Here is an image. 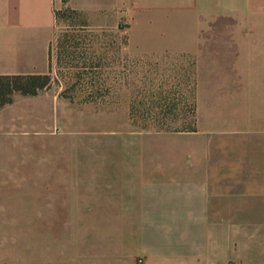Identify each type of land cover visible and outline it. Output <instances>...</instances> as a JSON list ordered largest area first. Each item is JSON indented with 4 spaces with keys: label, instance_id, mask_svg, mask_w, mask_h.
<instances>
[{
    "label": "rangeland",
    "instance_id": "rangeland-1",
    "mask_svg": "<svg viewBox=\"0 0 264 264\" xmlns=\"http://www.w3.org/2000/svg\"><path fill=\"white\" fill-rule=\"evenodd\" d=\"M92 1L51 0L47 71L0 76V92L21 88L0 104V264H206L148 263L144 234L208 249V264H264L262 106L243 127L221 100L235 70L264 86V0ZM168 166L211 167L210 182L255 168L246 197L227 199L253 219L139 221V183Z\"/></svg>",
    "mask_w": 264,
    "mask_h": 264
},
{
    "label": "crops",
    "instance_id": "crops-1",
    "mask_svg": "<svg viewBox=\"0 0 264 264\" xmlns=\"http://www.w3.org/2000/svg\"><path fill=\"white\" fill-rule=\"evenodd\" d=\"M183 2L186 6H193L197 0H183ZM158 3L170 7L172 4L175 5V0H161V2L159 0ZM95 4L96 0H93L91 9H95ZM52 27L51 0H0V76L44 74L48 69ZM263 42L260 44L264 45ZM184 44L196 45L197 42ZM232 45L254 47L257 43L249 39L247 43ZM222 52L227 53L231 50L225 49ZM256 52L261 53L262 50L242 48L235 51L242 55H254ZM243 74L244 70L233 71L231 85H224V91L230 89L231 95L228 96L227 92L223 93L225 95L221 100L230 103L232 109L237 107L240 110L237 114L238 125L250 127L261 119L259 114H253V111L249 110V107L254 109L257 103L262 106L261 116L264 123V86L258 84L259 91H257L256 82L251 81L247 83L248 87L244 88V82L239 80L245 77ZM247 76L250 77L249 74ZM251 118L253 121L249 122L248 119ZM210 169L211 167L198 169L168 166L160 168L158 172L152 171L160 176L153 178L146 176L144 179L147 178L149 181L139 183V221L179 222L184 223L181 228H188L190 223L252 220L253 217L249 216L255 214L253 203L227 199L246 197V194L235 191L251 188L250 185L254 184L256 179L255 168L242 167L237 171H234L235 169L230 172L221 171L215 182L209 181ZM225 173L229 175L225 177ZM236 174L238 176H235ZM142 237L146 241L144 246L146 245L147 249L143 253L148 263H153L163 254H167L169 260L176 259V255L184 254L179 258L194 261L196 257H200V260L206 264L213 262L212 258L209 259L211 253H208V249L187 251L168 247L164 251V247L154 245L153 234H144Z\"/></svg>",
    "mask_w": 264,
    "mask_h": 264
},
{
    "label": "trees",
    "instance_id": "trees-1",
    "mask_svg": "<svg viewBox=\"0 0 264 264\" xmlns=\"http://www.w3.org/2000/svg\"><path fill=\"white\" fill-rule=\"evenodd\" d=\"M1 78H4V79H8V77H4V76H2ZM14 79H17L16 77H13ZM8 84V82H6V85ZM2 86H5V85H2ZM7 89H6V93H3V92H0V97H1V99H0V104H2V103H5V102H8L9 101V94H10V92L12 91V90H21V88H19V87H8V86H5ZM2 91V90H1ZM23 92H28V91H24V90H22Z\"/></svg>",
    "mask_w": 264,
    "mask_h": 264
}]
</instances>
